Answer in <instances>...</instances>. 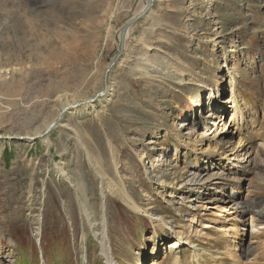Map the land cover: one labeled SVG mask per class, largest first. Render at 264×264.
I'll list each match as a JSON object with an SVG mask.
<instances>
[{"label":"rangeland","instance_id":"obj_1","mask_svg":"<svg viewBox=\"0 0 264 264\" xmlns=\"http://www.w3.org/2000/svg\"><path fill=\"white\" fill-rule=\"evenodd\" d=\"M145 1L0 0V135L35 136L103 89L121 30ZM148 15L130 28L96 107L68 113L44 140H0V264H107L95 236L104 217L116 264H169L162 244L177 238L152 218L197 235L202 218L195 229L188 221L197 206L215 222L219 212L201 206L238 190L244 208L247 198L264 207V0H155ZM212 96L226 103L220 125L205 118ZM204 170L219 184L205 177L190 191ZM120 185L141 212L116 194ZM206 232L218 241L200 248L227 245ZM181 252L191 264L192 248Z\"/></svg>","mask_w":264,"mask_h":264},{"label":"bare ground","instance_id":"obj_2","mask_svg":"<svg viewBox=\"0 0 264 264\" xmlns=\"http://www.w3.org/2000/svg\"><path fill=\"white\" fill-rule=\"evenodd\" d=\"M154 1L155 0H153V2ZM146 9H147V3L145 1V4L142 5V7L136 13V15L132 19H130L129 21H132L133 19L142 15ZM150 11L147 13V15H145L143 17V19L145 17L149 16L148 14L150 13ZM121 32H122V30H121ZM129 32H130V29L127 30V32L125 34V39H127ZM120 35H121V33H120ZM263 55H264V51H263ZM111 63H110V65H111ZM234 83H235V81L233 82V84ZM103 89H104V84H103ZM103 89H101L94 96H92L88 99H84L82 101H77L75 103H70V104L66 105L62 110H65L69 107L75 106V105L80 104V103H86L90 100L96 99L97 97H98V101H96V103L102 101L107 95H109L108 91L105 95H102V96L99 95L100 92L103 91ZM232 90H233V94H235V87ZM219 96H220V93H219ZM212 97H213L212 98L213 103L211 105L213 107L209 109L210 113H208L207 117H205V118L206 119H209V118H211V119L212 118H215V119L218 118L219 119V118H221L220 113H223L221 111L225 110V113H227L226 107L223 106V105H226V103L223 104L222 105L223 107H222V106H220L221 103L218 101V97H216V96H212ZM95 105L96 104H93V105L87 104V105H84L81 108H79L78 110H75L73 112L81 113V112H84L85 110H90L89 109L90 107L91 108L96 107ZM212 112H213V114H211ZM60 113H59V115H60ZM59 115L56 118H58ZM235 117L236 116L233 115L234 119H235ZM203 118H204V116H203ZM221 123H222V120L219 119L218 125H220ZM241 123L244 124V121ZM242 124H241V126H242ZM190 125L191 124L187 123V122L183 123L182 127L185 128V132ZM215 125H217V123ZM57 127L63 128V127H66V125L63 124V122H61L59 124V126H57ZM45 129H47V127ZM45 129L41 133H43L45 131ZM188 129L191 130L193 128L189 127ZM41 133H39L37 135H40ZM191 133L192 132L190 131L189 133H186V135L192 136L193 133L192 134ZM37 135H35V136H37ZM35 136L33 135L31 137H35ZM26 137H30V136H26ZM45 142H48V139H46ZM216 149L217 148H215L213 151H210L211 153H209L207 151V152H204L201 154H203V156L205 155V157H208L209 155L210 156L218 155L219 150H218V152H216ZM211 158H213V157H211ZM213 161L216 162V159L213 158ZM162 164H163L162 160H161V162H159V160H158V163L155 165V167H157V165H158V169H159L162 166ZM189 168L193 169V166L190 165ZM95 169H97V168H95ZM211 171H215V169L211 170ZM197 172L195 171L193 173V176H194L193 178L197 179V181H194L191 183L188 182L186 184V185L191 186V188L189 189L190 191L197 192L198 186L203 185L202 180L205 177H208L205 181L209 182L210 185L219 184V182H220L218 180H220L221 178L216 177L217 172H214L212 175L209 174L210 176L208 175L207 170H204L202 172H199V171H197ZM204 172H207V173L203 174ZM98 174H99L98 175L99 178L103 182L104 174H100L99 172H98ZM230 174L233 175L232 172ZM204 175H206V176H204ZM247 176H245L243 181H245V182L250 181V179ZM193 178H192V180H193ZM104 186L105 185L103 182L102 187L104 188ZM114 186H116V184ZM251 193H252V191H248L249 196L251 195ZM116 194L122 199V201L128 207H130L135 212H141L142 211V209L139 207V205L137 204L135 199L127 192L124 185H120V186L116 187ZM233 196H237V197L234 198ZM242 196H243L242 192L236 190V195L234 192L233 195L231 196L232 198L230 197V199L228 201L219 202L222 204L220 206H216V207L212 206V208H209L208 206H203V207L201 206L202 210L203 211L208 210L209 211L208 214H210V215H215V212L213 210H217L219 212L220 219L216 220L215 222H212L209 220H206L207 222H204L203 215L200 212H198V209L200 208V206L193 208L197 212L192 214V217L188 220L190 222V228L195 229V225H197V226L199 225L198 224L200 221L199 217L202 218V221H200L201 222L200 228H199L200 230L196 229L197 235H193V233H191V231H188L186 229H184V231H179V230L173 229V227H171L170 225H167L164 222H162L163 220L158 219V218H156V220H154V218H152V220L155 223H157L158 225H162L165 229L172 230L173 235L177 238V240H175L174 242H172L170 244L169 243H163L162 244V245L168 244L169 246H167V248H169V250L172 251V253H173V255L169 259L170 260L169 264H185V262L183 261V258L181 256V253H182L181 251L184 248V246H190L192 248V254H191L192 262H191V264H208V262H210L212 264H264V207L260 206L259 203H256V202L252 203L250 201V199L247 198L245 201L248 203V205H246L244 208L243 203L241 201H239V199ZM85 200L86 199H83L81 201V208L80 209H82V214L86 218L87 222L89 224H91V227H93V224H92L93 217H92L91 212L88 209V206H87ZM105 211H106V200H104V202L102 203L103 215H104ZM106 223H107L106 217H104V221L102 220V222H101L102 231L100 233H95V236L98 237L99 242L102 244V247H103L102 255L107 260L106 263L107 264H116L113 252L111 251L112 248L110 246V237H109V233L107 232ZM247 227H251L250 243H249V245H247V248L244 250L243 247H244V245H246V238L248 237V229H247V232H245ZM211 229H214L215 232L224 233L225 234L224 238H226L228 240L227 245L224 244V247L222 249H219L213 253L208 252L204 248H200L199 245H196V243H199V244L202 243L203 245L204 244L208 245V242L206 240H202V239H207L210 241L214 240L215 242L218 241L216 239V237H214L211 234V232H206V230H211ZM196 237H198V238L196 239ZM8 242L12 243L11 240H9ZM164 247H165V245H164ZM172 253L170 252V254H172ZM159 261L160 260H158V258H154V260L151 263L152 264H161Z\"/></svg>","mask_w":264,"mask_h":264},{"label":"water","instance_id":"obj_3","mask_svg":"<svg viewBox=\"0 0 264 264\" xmlns=\"http://www.w3.org/2000/svg\"><path fill=\"white\" fill-rule=\"evenodd\" d=\"M146 3H147V9L145 10V12L140 15L139 17L133 19L132 21H129L128 23H126L122 29V32H121V35H120V43H119V52L117 54V56L112 60V63L110 65V67L107 69L106 71V74H105V77H104V89L102 92H100L99 95H105L108 91V78H109V75L110 73L112 72V69L114 68V66L116 65V63L119 61V59L121 58L122 54H123V51H124V48H125V34L127 32V30H129L133 25H135L136 23H138L141 19H143V17L145 15H147V13L152 10L153 6H154V2L153 0H146ZM96 101H98V97L96 99H93V100H90L86 103H80V104H77L75 106H72V107H69L65 110H62V112L60 113L59 117L56 118L55 120L52 121V123L50 125H48L47 129H45V131L43 133H41L40 135H37L35 137H20V138H16V137H13V136H3V135H0V140H4V141H28V142H36V141H41V140H44L46 137H49L52 133V131L56 128H58L57 126H59V124L61 122L64 121L65 119V116L68 114V113H71L75 110H78L79 108H81L82 106L84 105H87V104H96Z\"/></svg>","mask_w":264,"mask_h":264}]
</instances>
